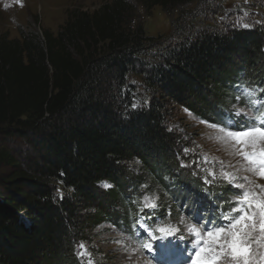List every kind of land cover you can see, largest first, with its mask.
<instances>
[{"label": "trees", "instance_id": "1", "mask_svg": "<svg viewBox=\"0 0 264 264\" xmlns=\"http://www.w3.org/2000/svg\"><path fill=\"white\" fill-rule=\"evenodd\" d=\"M133 1L169 13L197 0ZM135 17L132 0H111L57 33L0 34V264L87 263L86 229L136 219L144 185L203 223L229 213L232 188L181 167L169 122L180 106L223 126L234 89L264 84V27L186 26L162 44Z\"/></svg>", "mask_w": 264, "mask_h": 264}, {"label": "rangeland", "instance_id": "2", "mask_svg": "<svg viewBox=\"0 0 264 264\" xmlns=\"http://www.w3.org/2000/svg\"><path fill=\"white\" fill-rule=\"evenodd\" d=\"M110 1L0 0V34L7 33L10 39H16L20 38V29L31 28L37 31L49 29L57 33L67 22L70 11L80 9L93 13ZM132 2L136 6L134 26L143 25L146 36L154 38L156 43L167 44L169 41L180 39L184 36L183 28L186 26L191 30L194 25L196 29L202 26L228 29L244 24L264 27V0H197L169 13L159 6L148 12L137 2L133 0ZM244 86L246 87L234 89V102L228 104L229 109L234 112V106L244 107V100L248 99L245 91L250 90L253 93L251 99L259 101L256 105L259 111L252 109L249 116H260L264 113V92L261 91L264 84L245 83ZM237 96H243L244 100L237 101L235 99ZM248 107L251 108L250 105ZM222 121L223 126L236 131L243 127L245 118L227 113L222 117ZM247 123L251 126L253 121L248 119ZM213 124L221 125L208 122L186 108L178 106L173 111L169 128L176 131L179 139L183 141L180 160L190 170V175H197L199 181L206 185L232 188V191L229 189V195L224 196L230 203L227 207L229 213L224 212L218 217L222 223L218 221L215 226H220L228 224L222 217L234 215L230 209L235 206L237 197L243 191L250 190L264 196V178L257 172L249 170L250 166L237 154L231 138L219 128L212 127ZM0 143H4L2 137ZM140 168V166L134 168L135 177L142 173ZM1 172L4 170L0 169V174ZM225 173H230L231 176L226 178ZM244 177H247V181L243 179ZM105 184L109 187H104ZM240 184L244 185L243 189L238 187ZM257 185L262 187L257 188ZM99 187L102 192H106L111 185L104 182ZM147 187L143 186L146 190L143 191L141 198V213L136 219L130 221L119 218L117 225H114L110 218V222L106 220L93 230L87 228L86 239L77 243L78 252L81 251L79 244H85L91 253L93 264H191V256L195 247L199 246V238L188 233L187 225L194 222L202 224L204 216L197 217L192 214L191 217L177 205L171 206L173 200L163 189L156 187L151 190ZM145 196L149 197V202L154 201L157 204L155 209L144 208ZM218 207L214 205L208 209L216 211ZM182 217L184 224L180 223ZM158 227L178 228L180 231L169 239H161L163 234L156 231ZM143 244H150L151 249L143 248ZM88 258L87 255L83 257L85 261Z\"/></svg>", "mask_w": 264, "mask_h": 264}, {"label": "snow or ice", "instance_id": "3", "mask_svg": "<svg viewBox=\"0 0 264 264\" xmlns=\"http://www.w3.org/2000/svg\"><path fill=\"white\" fill-rule=\"evenodd\" d=\"M243 26L249 27L248 24ZM261 91L264 92V89ZM245 95L248 97L247 100H244L243 96L235 97L237 101L244 100V107L234 106L233 112L234 115L245 118V123L240 130L233 131L226 126L216 124L211 126L226 133L236 147L237 154L250 166L249 170L257 172L261 178H264V113L250 117L249 112L252 109L259 111L256 107L259 101L251 99L253 93L250 90H246ZM249 105L251 108L248 107ZM248 119L253 121L251 126L247 123ZM185 166L181 165V167ZM224 175L226 178L231 176L230 173ZM243 179L247 181V177ZM104 187L109 185L105 184ZM238 187L243 189L244 185L240 184ZM156 207L157 204L154 201L149 202V197H144L145 209ZM230 211L234 213L233 216L222 217L228 221L227 225L209 227L212 221L187 225L188 233L199 238V246L195 247L191 264H264V196L250 190L243 191ZM180 223L184 224L183 217ZM156 231L163 234L161 239H169L180 229L158 227ZM142 247L151 249L150 244H143ZM79 249L81 251L78 256L83 258L87 255L89 257L87 264H93L91 253L88 252L86 245L79 244Z\"/></svg>", "mask_w": 264, "mask_h": 264}]
</instances>
